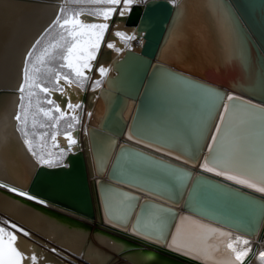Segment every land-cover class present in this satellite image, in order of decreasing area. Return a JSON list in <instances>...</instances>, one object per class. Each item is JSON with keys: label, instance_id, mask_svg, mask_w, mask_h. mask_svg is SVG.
<instances>
[{"label": "bare ground", "instance_id": "bare-ground-1", "mask_svg": "<svg viewBox=\"0 0 264 264\" xmlns=\"http://www.w3.org/2000/svg\"><path fill=\"white\" fill-rule=\"evenodd\" d=\"M145 1L134 0L129 6L130 10L135 4ZM180 1L176 0L175 4ZM64 2L66 0H0V90H2L0 93V185L7 186H0V214L7 221L17 224L30 234L25 236L18 232L17 247L26 255L34 252L39 264H72L67 262L59 251H67L74 256L80 255L92 264H217L218 261L227 258L223 247L219 251L210 250L211 258L203 260L175 250L179 244L194 241L199 234L208 236L209 245L218 244L221 239L219 232H208L206 228L200 227L204 225L231 232L229 243L236 242L239 237L240 242L235 243L236 250L242 251L246 247L251 249L244 264L252 262V264H264V259L259 257V253L264 252V235L260 232L261 234L257 236L258 229H255L252 235L247 234L186 209H180L185 213L175 221L172 227L171 214L148 202L135 217L133 227L136 234L127 227L133 220L137 209V199L130 194L129 190L140 192L142 196H148L169 205H175V201L182 200L192 173L197 171L209 172L212 176L242 186L252 192L264 194L248 187L246 183L239 182L246 181L257 184L258 187L264 186L254 175L264 167L262 164L264 162V112L258 110L256 106L233 102L229 107L230 111L227 115L230 117V122L223 126L224 130L220 133L217 144L213 145L214 151L207 157H215L221 161L216 164L207 160L208 167L213 168L214 171H207L202 167L206 162V158H203L204 151L199 163L192 164L161 154L152 148L143 147V144L134 142L137 140L124 139L126 142L137 144L141 148L174 162L189 166L193 170L189 172L150 155L129 148L124 149L117 161L116 177L128 184L116 183L129 190L102 184V202L98 194L97 200L93 197L94 214L92 217L35 197L21 188L27 185L39 165H49L40 163L39 158L41 157L37 155L33 142L32 149H29L26 141L31 139L22 134L18 121L15 119L21 102L19 88L23 82L25 56L37 39L53 24ZM116 7L117 12L107 21L110 27L107 38L101 44L92 62L93 67L88 73V86L83 90L75 84L64 88V91L71 97L73 105L82 103V107L75 110L79 122H71L73 127L66 131L72 132L77 140L72 150L68 151L66 132L55 133V141L52 138L50 140L51 147L63 149L66 154L76 152L81 148L82 134L87 133L88 124L98 125L105 104L109 102L113 94L109 89L100 91L105 77H100L97 68L103 65L110 69L108 73H113L111 64H107L104 60L105 56H102L103 51L111 50V55L116 57L125 48L138 47L142 42L141 38L136 35L134 26H129L125 22L124 17L129 11L126 10L124 15L120 16L119 12L124 5L121 3ZM85 20L86 22H105L87 15ZM122 29L135 38L124 41L121 37L114 35ZM257 37L254 36V39L264 52V38L261 35ZM109 43H113L115 47L108 48ZM251 53L249 44L220 0H185L170 28L161 56L178 66L209 77L219 85L225 80H231V83L241 90L264 94V72L259 67L254 54ZM98 79H102V83L95 91L100 94L93 100V106H89L86 96L90 90H93V82ZM61 83L63 84V81ZM205 86L210 87L207 90L210 98L222 91L215 85ZM229 90L230 88L223 91V98ZM49 96L62 109L67 110L66 98L59 91L53 88V93ZM125 99L126 107L123 114L128 117L134 101ZM67 111L68 115H73L71 110ZM89 113L91 116L88 115ZM145 123L141 125L144 130L147 125ZM149 125L153 127L155 124ZM148 127L147 136H154L150 134L168 135L161 127L158 133L153 130L155 126L153 129ZM129 135L132 137L129 139H139L130 132ZM97 139L100 144L96 155L97 167L101 173H95L97 171L95 166H93V171L87 172L90 186L93 183L96 184L97 176L109 180L106 173L118 143L116 139L104 138L101 131ZM140 140L155 147L167 149L156 143ZM33 152L36 155H33ZM175 154L187 159L181 154ZM90 162L92 164V159ZM63 164H69L67 158L49 166ZM229 177H235V179ZM213 182L203 177L197 183L194 189L196 200L193 205L212 208L214 204L211 198L215 197V193L208 184ZM12 188L18 191L13 192ZM219 190L221 193L224 192L223 189L219 188ZM20 192L27 195L22 196ZM256 200L259 199L256 198ZM102 205L108 221L102 214ZM118 225L124 229L119 228ZM181 225V240L178 241L177 246L169 247L172 243V236L176 234L177 226ZM140 235L150 236L161 243ZM243 240H248V245H243ZM44 243L50 244L60 254L57 251L53 252V248H48ZM24 264H30V261L25 260Z\"/></svg>", "mask_w": 264, "mask_h": 264}, {"label": "water", "instance_id": "water-1", "mask_svg": "<svg viewBox=\"0 0 264 264\" xmlns=\"http://www.w3.org/2000/svg\"><path fill=\"white\" fill-rule=\"evenodd\" d=\"M184 1L172 4L171 0H146L131 8L124 17L125 22L129 26H134L135 33L142 42L138 47L125 48L116 57L111 55V50L103 51L102 56H105L104 60L107 64H111L113 73H108L105 77L100 91L109 89L113 94L109 102L105 104L98 125L88 124L87 133L82 134L81 148L76 152H69L66 156L68 165H39L27 185L21 187L24 191L72 209L84 216L92 217L94 214L93 197L97 200L98 194L102 202V184L129 190L116 183L128 184L116 177L117 161L124 149L129 148L150 155L189 172L193 170L189 166L174 162L141 148L137 144L126 142V140H137L134 142L143 144V147L152 148L154 151L177 160L198 164L203 151V158L207 159L210 154L209 149L213 148L212 138L217 136L216 129L220 126V117L226 115L225 107H230L233 102H242L256 106L258 110L264 112V94L241 90L234 86L231 80H225L219 85L209 77L162 58L163 46L168 33ZM220 1L231 14L238 30L249 44L259 67L264 72V52L254 39L257 35L264 38V0ZM205 85H215L222 91L210 98L207 94L210 87ZM228 88L230 90L223 98V91ZM99 94L100 92L95 90L88 92L86 101L89 106H93V100ZM228 97H234V99L229 101ZM125 98L134 101L128 117L123 114L126 107ZM144 122L147 124L145 130L141 127ZM147 122L155 124L154 129ZM148 125L156 133L161 127L168 135L150 134L155 137L147 136ZM100 131L104 138L116 139L118 143L106 173L109 180L97 176L96 184L93 183L90 186L87 172L93 171V166H95L97 170L95 173H101L97 167L96 156L100 146L97 139ZM129 132L139 139H129L132 138ZM140 139L156 143L167 149L155 147ZM172 151L187 159H183ZM90 159H92V164ZM188 159L189 162L186 161ZM203 177L214 181L208 184L215 193V197L211 198L214 204L212 208L193 205L196 200L194 189ZM219 188L224 192H219ZM129 192L137 199L135 216L127 226L133 233L136 232L133 227L136 215L149 202L171 214L172 227L175 221L185 213L180 210L182 208L240 232L252 235L254 230L258 229L256 235L258 236L260 232L264 235V227H262L264 226V194L252 192L242 186L212 176L209 172H193L182 200L175 201V205L142 196L140 192L132 190ZM102 214L106 218L103 205ZM105 220L108 221L107 218ZM118 227L123 228L119 225ZM140 236L156 241L147 235Z\"/></svg>", "mask_w": 264, "mask_h": 264}, {"label": "snow or ice", "instance_id": "snow-or-ice-1", "mask_svg": "<svg viewBox=\"0 0 264 264\" xmlns=\"http://www.w3.org/2000/svg\"><path fill=\"white\" fill-rule=\"evenodd\" d=\"M89 3L93 4H105L110 5L109 7H103L97 9L94 13H84L83 11L69 12L64 15V9L61 8L60 12L57 15L54 24L59 27L60 39L53 44L44 47L40 53L35 57L33 62V53L36 51L37 46L41 43L43 35L41 38L33 44L32 48L26 53L25 64L23 68V82L19 88L21 93V104L19 105L20 111L17 112L15 119L20 122L21 130L24 131L25 119L26 116L25 105L23 103L25 96V90L28 89L27 95L29 97L36 95L32 91L33 88L38 89L40 92H43L46 95H51L53 93V88L45 87L44 83L40 79L41 68H38L37 65H40L47 73L54 72V80L52 83L56 86L55 90L59 91L62 96L66 98V109L71 110L73 113L72 119L75 122H79L78 117L75 115V110L82 107V103H77L73 105L71 103V97L64 91L65 87H71L73 84L77 85L81 90H83L85 82L89 79L88 73L91 71L98 51L101 47L103 37L109 28V21L113 14L117 12V7L123 3L124 8L120 10L119 15L123 16L125 11H130V5L134 0H88ZM172 4L176 3V0H171ZM94 16L96 20L102 19L103 23L99 22H86L85 16ZM63 16V18H62ZM51 27V26H50ZM47 31V30H46ZM114 35L119 37H125L127 34L123 32H116ZM128 39H134V36L127 37ZM108 48H114L113 43L107 45ZM61 50L59 59L63 61L60 65V69H68L67 73H64L60 70H54L47 67L50 59L54 58L56 50ZM120 51V49H117ZM97 71L101 78L106 77L110 69L105 68L103 65L97 68ZM31 73V74H30ZM63 81V84L61 83ZM102 79L95 80L92 84L93 90L101 86ZM234 97H228L229 101H232ZM39 103V102H38ZM46 103L53 105L54 107L49 109L40 108L39 111L44 114L46 117H50L55 120L57 125L60 119L68 116V111L62 109L54 99L46 100ZM31 101L29 100V105ZM225 114L220 117V126L217 127V136L212 138L213 145H216L220 133L224 130L223 126L226 123L230 122V117L227 115L230 111L229 107L224 108ZM53 113H59L58 116L53 115ZM91 116V113L88 114ZM35 123V122H34ZM69 128H72L73 125L69 124ZM25 135L27 132L25 131ZM65 138L68 141V151L72 150V146L77 143V140L73 137L72 132H66ZM53 141L56 137L53 135ZM29 149H32V141L27 140ZM210 153L214 151L213 148L209 149ZM63 153L64 150L61 149ZM33 155H36L33 152ZM41 164H52L51 160H45L42 157L39 158ZM207 160H211L213 163L219 164L221 161L217 160L215 157H209L206 159V162L202 165L207 171H214L213 168L208 167ZM264 164V162H262ZM256 178L264 184V167L259 173L254 174ZM230 179H235V177H229ZM240 183H246L248 187L254 188L257 191L264 193V186L258 187L257 184L248 183L246 181H239ZM7 187L6 185H0ZM11 191L17 192L18 190L12 188ZM20 195H27L26 193L20 192ZM30 199H35L34 197H29ZM40 203H44L40 201ZM201 228H206L208 232L220 234V241L216 245H209L207 243L208 236L205 234H199L195 237V240L192 242H185L178 245V241L182 238V225L177 226L176 234L172 236V243L169 247L177 246L175 250L183 251L184 254H191L195 259H209L211 258V251H219L221 247L226 250V259L218 261L217 264H244L245 258L248 257L250 248H244L242 251H237L235 247L236 242H240V238H237L236 242L229 243L228 240L231 237L232 233L224 231L222 229L210 228L208 226L200 225ZM22 233L25 236L30 234L26 232L22 227H19L17 224L10 221H0V264H24L25 260L30 261V264H39L37 255L33 252L31 255H26L24 251L17 247V241L19 236L17 233ZM248 240H243V245H248ZM211 250V251H210ZM53 252L56 249H52ZM259 257L264 259V252L259 253Z\"/></svg>", "mask_w": 264, "mask_h": 264}, {"label": "rangeland", "instance_id": "rangeland-1", "mask_svg": "<svg viewBox=\"0 0 264 264\" xmlns=\"http://www.w3.org/2000/svg\"><path fill=\"white\" fill-rule=\"evenodd\" d=\"M109 6L105 4L89 3L88 0H66V2L62 4L61 8L64 9V15H66L69 12H76V11H83L85 13H94L99 8L109 7ZM109 28L107 29L103 37V41H105L106 40L105 38H107L108 35L107 32H109ZM60 32L61 30L59 29V27L55 25L53 22L51 27H49L47 31L43 34V39L41 40V43L37 46L36 51L33 53V62L35 60V57L40 53V51L44 47L49 46L60 39ZM121 32L127 34L125 37H121V38L124 41H128L129 39L127 37H129L130 35L123 29L121 30ZM103 41L102 44L104 43ZM60 54H61V50L57 49L54 54V58L50 59L47 67L67 73L69 71L68 69L59 68V65L63 62L59 59ZM37 67L41 68L39 75L41 81L44 83V86H51L55 88L56 86L52 83V81L54 80V72L47 73L40 65H37ZM88 84H89L88 81H86L84 88H86ZM32 91L35 92L36 95L29 97L27 95L28 89H26L24 93L25 99L23 103L25 105L26 116L23 117L25 119V124L23 126L24 131L21 130L22 134L25 135V131L27 132L26 136H28L32 140L33 145L37 151V155L39 157H42L45 160H51L52 163L60 161L63 158H66L67 156L66 151L62 153L58 147H54V148L51 147L50 140L55 133H63L69 129L68 125L71 124V122H73L72 115H68L63 119H60L57 125L55 120L51 119L50 117L44 116V114L39 111L40 108L47 110L49 108L54 107L53 105H49L46 103V100L51 99L50 96L44 94L43 92H40L38 89L35 88H33ZM29 100L31 101L30 105H29ZM58 114L59 113H53V115L55 116H58ZM18 125L19 128L21 129L20 122H18ZM0 221H7L2 214H0ZM44 245L45 246L47 245V247L50 249L52 248L55 249L50 244L48 245L44 243ZM56 251L58 252L57 249ZM59 252L63 256V258L66 259L67 262H70L72 264H92L90 262H87L80 255L74 256L71 253H68L67 251L66 252L59 251Z\"/></svg>", "mask_w": 264, "mask_h": 264}]
</instances>
